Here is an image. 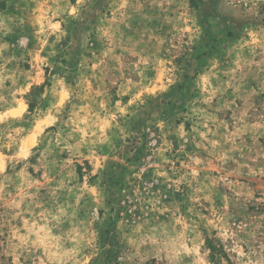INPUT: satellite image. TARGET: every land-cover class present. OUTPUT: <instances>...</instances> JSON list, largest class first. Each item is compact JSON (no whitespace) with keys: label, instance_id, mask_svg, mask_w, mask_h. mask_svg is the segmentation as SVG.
I'll return each mask as SVG.
<instances>
[{"label":"rangeland","instance_id":"obj_1","mask_svg":"<svg viewBox=\"0 0 264 264\" xmlns=\"http://www.w3.org/2000/svg\"><path fill=\"white\" fill-rule=\"evenodd\" d=\"M263 7L0 0V264H264Z\"/></svg>","mask_w":264,"mask_h":264},{"label":"trees","instance_id":"obj_2","mask_svg":"<svg viewBox=\"0 0 264 264\" xmlns=\"http://www.w3.org/2000/svg\"><path fill=\"white\" fill-rule=\"evenodd\" d=\"M261 12H262V14H264V7L263 8H261V10H260ZM262 22H263V24H264V19H262ZM31 106L29 105V108H30Z\"/></svg>","mask_w":264,"mask_h":264}]
</instances>
